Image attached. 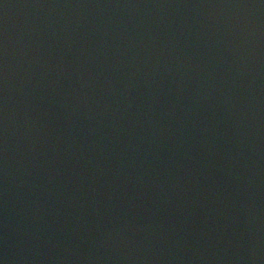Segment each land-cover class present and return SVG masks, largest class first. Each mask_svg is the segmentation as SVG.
I'll return each mask as SVG.
<instances>
[{
  "label": "water",
  "instance_id": "1",
  "mask_svg": "<svg viewBox=\"0 0 264 264\" xmlns=\"http://www.w3.org/2000/svg\"><path fill=\"white\" fill-rule=\"evenodd\" d=\"M0 264H264V0H0Z\"/></svg>",
  "mask_w": 264,
  "mask_h": 264
}]
</instances>
